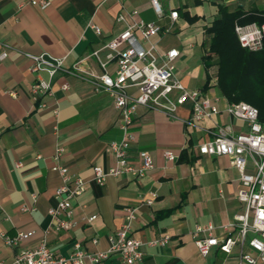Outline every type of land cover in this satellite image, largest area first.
Listing matches in <instances>:
<instances>
[{
  "label": "crops",
  "instance_id": "crops-1",
  "mask_svg": "<svg viewBox=\"0 0 264 264\" xmlns=\"http://www.w3.org/2000/svg\"><path fill=\"white\" fill-rule=\"evenodd\" d=\"M48 1L50 6L41 11L30 0H0V53L7 49L0 61V235L29 234L18 247L6 245L0 236V264H14L18 249L34 248L42 239L56 256H69L75 244L89 253L106 251L128 207L137 208L134 238L148 242L170 237L165 246H143L142 259L135 264H237L238 246L229 254L212 247L202 257L191 236L196 225L208 223L215 227L214 236H234L238 228L228 232L219 227L244 211L236 198L241 188L238 172L228 157L200 155L197 149L211 138L216 125H228L235 133L248 131L244 122L224 111L229 103L213 78L203 90L204 28L216 17L219 2L230 10L249 11L264 10V0H159L162 16L156 15L150 0ZM171 11L178 14L172 26ZM135 21L160 27L153 37L158 52L177 49L176 77L186 88L201 89L216 99L220 111L192 126L189 101L178 107L175 119L137 107L128 159L138 166L139 155L147 153L153 168L140 179L108 177L97 185L93 167L113 166L104 149L121 138L118 110L108 93L95 92L89 82L65 71L82 61L81 69L98 74L95 60L87 57ZM90 22L100 29L99 36L88 28ZM43 53L62 59L63 69L51 79V93L34 100L33 83L49 77L46 72L32 73L27 55ZM40 103L45 108H39ZM56 108L57 116L52 113ZM57 146L63 149L59 162L85 182L84 192L73 201L74 225L67 231L56 230L49 216L60 184L51 170ZM165 150L177 159L166 160ZM151 198L152 203L145 204ZM91 216L96 217L87 222ZM245 251L253 254L247 247ZM100 264L124 263L113 255Z\"/></svg>",
  "mask_w": 264,
  "mask_h": 264
},
{
  "label": "built area",
  "instance_id": "built-area-1",
  "mask_svg": "<svg viewBox=\"0 0 264 264\" xmlns=\"http://www.w3.org/2000/svg\"><path fill=\"white\" fill-rule=\"evenodd\" d=\"M150 3L156 15L162 16L159 0H150ZM29 4L41 11L50 6L48 0H30ZM177 15V11L169 13L170 26L177 19ZM87 26L96 35L101 34L95 24L90 22ZM160 31V27L153 23L135 21L128 24L117 37L100 45L87 57L95 60L100 70L98 74L81 69L79 66L82 61L65 71L89 82L95 92L108 93L118 110L121 138L110 141L104 149L112 156L113 166L106 170L99 166L93 167V181L97 185L103 184L108 177L129 176L140 179L153 168L147 153L139 155L138 166L132 165L128 159V152L134 140L130 128L137 107L157 111L175 119L178 107L189 101L191 115L188 124L192 126L205 119H211L220 111L216 99H211L201 89L186 88L176 77L175 61L179 52L177 49L158 52L153 37ZM234 31L242 48L251 52L262 49L264 25H235ZM4 48L7 46L4 45ZM6 56L7 49L0 53V61ZM27 57L32 60L30 67L32 73L46 72L49 77L48 80L37 78L33 83L30 93L32 98L37 100L38 97L51 93V79L57 71L63 69L62 59L46 53L27 55ZM66 88L67 86L64 85L63 89ZM131 89L136 92L135 95L131 94ZM38 107L45 108V104L40 103ZM224 111L244 122L248 131L235 133L228 125H216L215 129L209 132L211 138L198 145L197 149L200 155L228 157L231 166L238 172L241 188L236 198L243 204L244 211L236 215L231 222L219 227L228 232L238 228L234 236H214L215 227L210 223L204 226L196 225L191 236L202 257L206 256L212 247L229 254L235 246H238L237 264H264V123L258 119V110L245 102L228 104ZM52 113L57 116L58 109H54ZM62 153L63 149L57 146L51 170L59 176L60 184L55 189L56 204L49 210V216L51 225L56 230L67 231L74 225L73 201L84 192L85 182L82 178L69 173L68 168L59 162ZM163 156L168 161L177 159V156L169 150H165ZM151 196L153 198L155 194ZM152 198L145 201V204H151ZM136 210L137 208L134 207L125 209L124 221L110 238L109 248L106 251L89 253L81 249L79 244H75L69 256H56L42 239L34 248L18 249L14 264H100L113 255L118 256L124 264H135L142 259L143 246H165L170 240L166 234L148 242L134 238L132 224ZM22 211H27V208L23 207ZM95 217H89L87 222L93 221ZM28 235L18 233L13 237L5 234L0 236L6 245L18 247L20 241ZM246 247L253 254L246 252Z\"/></svg>",
  "mask_w": 264,
  "mask_h": 264
},
{
  "label": "trees",
  "instance_id": "trees-1",
  "mask_svg": "<svg viewBox=\"0 0 264 264\" xmlns=\"http://www.w3.org/2000/svg\"><path fill=\"white\" fill-rule=\"evenodd\" d=\"M264 25V10H230L217 4V14L204 28L207 52L202 57L205 69L203 90L213 78L215 86L229 104L245 102L258 110L264 123V34L263 47L251 52L242 48L234 31L235 25Z\"/></svg>",
  "mask_w": 264,
  "mask_h": 264
}]
</instances>
